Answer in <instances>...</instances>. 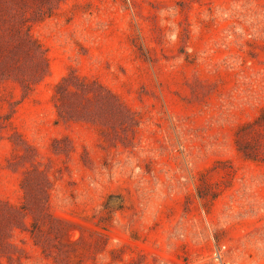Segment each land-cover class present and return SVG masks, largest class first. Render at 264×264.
<instances>
[{"label": "rangeland", "instance_id": "374dc122", "mask_svg": "<svg viewBox=\"0 0 264 264\" xmlns=\"http://www.w3.org/2000/svg\"><path fill=\"white\" fill-rule=\"evenodd\" d=\"M0 264H264V0H0Z\"/></svg>", "mask_w": 264, "mask_h": 264}]
</instances>
